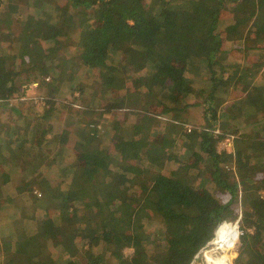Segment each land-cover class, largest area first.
Here are the masks:
<instances>
[{
	"label": "trees",
	"instance_id": "obj_1",
	"mask_svg": "<svg viewBox=\"0 0 264 264\" xmlns=\"http://www.w3.org/2000/svg\"><path fill=\"white\" fill-rule=\"evenodd\" d=\"M227 4L0 0V17L21 25L27 8L36 12L18 35L0 26V99L19 97L31 81L57 91L58 79L46 77L55 70L62 79L78 60L98 79L94 99L89 86L78 88L80 134L67 162L53 94L44 107L4 104L0 210H16L0 237L4 264H191L218 224L236 221L234 264H264V83H254L260 65L245 70L224 56L225 43H243L252 56L264 50V0L233 2L221 29ZM259 77L264 82V70ZM237 87L252 95L238 110L223 108ZM192 95L203 99L189 103ZM191 107L201 108L204 124L186 133L181 115ZM246 118L243 129L237 122ZM104 133L116 139L112 151L98 142ZM230 135L231 152L219 151ZM23 208L29 217L46 214L36 232L13 231Z\"/></svg>",
	"mask_w": 264,
	"mask_h": 264
},
{
	"label": "rangeland",
	"instance_id": "obj_2",
	"mask_svg": "<svg viewBox=\"0 0 264 264\" xmlns=\"http://www.w3.org/2000/svg\"><path fill=\"white\" fill-rule=\"evenodd\" d=\"M21 1L23 3V1L25 0H21ZM231 2L232 1H230V4H227L226 10L221 13V17H220L221 18V27H220L221 29H223L230 23L229 9L230 7H233V2L232 3ZM80 10H82V8H80ZM35 14L36 12L34 10H32L31 8H27L24 11V15L21 19L25 20L24 24H27L29 20L31 19V17H33ZM0 18L2 20H6L3 17H0ZM20 23L21 22L20 21L18 22L17 20H6L0 26H3V28H6L9 31L13 32L14 35H18L23 32L24 24L21 25ZM49 44L50 42L43 43V46L46 47ZM224 45H225L226 51H228L227 53L224 54V56L232 60H237V61L239 60L240 66L244 67L245 70H256L260 65L261 68L259 67L258 74H256L255 79H254V83L257 85L264 83L263 79L259 77V75H261L262 71L264 70V50L263 49H261V51L254 52L253 53L254 55L252 56L251 52L248 49L243 47V43L241 44L225 43ZM3 51H6V49L2 46V52ZM74 51H75L74 49H70L69 54L70 55L73 54ZM3 56H7V52L3 53ZM12 59L13 57H10V60ZM57 74H58L57 71L53 70L52 73L46 77L48 81L45 80V82L47 83L48 82L52 83L53 78H57L58 81H60V82L58 81L56 82V79L54 80L57 86V89H56L57 91L54 90L55 92L50 89L47 90L46 87L44 89L43 88L41 89L39 87V84L36 87H30L28 85L31 84L32 82L31 81L30 83L25 84L21 87L19 97L2 99V100H5V102L3 101L0 102V121L1 123H6L9 118V110L6 109L8 107L4 106V104L11 106V104L7 102V100H12V104H13L15 102H21L19 101V99L22 98L24 95L27 96L25 98H32L35 95L38 101L37 103L38 105H35V106L44 107L47 105V101L51 99L49 94H53L54 96L53 99L58 102V105L56 107L59 108V113H60L57 115V123H58V126L60 127L59 128L60 136L57 140V144L59 145L64 144V147H66V152L64 154V160L67 162L68 159H72L71 157L77 154V141L79 139V134H80V131L78 130L77 125H76L77 118L80 114V112L78 111V109L80 110V106L78 105L79 103L77 102V98H76L78 96V88L81 85L82 87L84 85L89 86L90 92L89 91H86V92L88 94L91 93L90 99H94V96H96L94 94L95 92L94 83L98 81V79L94 73L90 72L88 69L84 67L83 63L80 60L72 63V67L67 72H65L62 79L60 78L59 80V77ZM21 78L23 79L24 77L21 76ZM24 90L26 93L24 92ZM229 92H230L229 96L226 97V101H224L223 108L226 107L228 104H233L235 107H237V110H238L239 103L241 102V100L247 96L252 95L251 92H243L240 87H237L236 89H230ZM218 96H222V95H218ZM202 99L203 97L201 95H192L189 99V103L201 102ZM26 100H28L26 102H30V101H33L34 99L33 100L26 99ZM103 105L104 104L101 103L100 107H98V109L96 110L103 108ZM41 112L42 111H40V113ZM179 118L180 117H178L177 120ZM181 118L183 121L184 128L188 125L192 128L198 127L201 129L202 128L201 126H203L204 124L202 111H201V108L199 107L189 108L187 113H183L181 115ZM250 122H252L251 119L246 118L245 120H239L237 122V125H239V127H242L243 129H246L248 128V124ZM45 126L46 124H44V127ZM50 128L51 126H48L47 129H50ZM2 133H3V136L6 137L4 135L6 134V130H4ZM186 133L188 132L186 131ZM51 136L52 134H47L46 138L50 139ZM225 138L227 139V141L222 142L219 145L218 150L220 151V150L225 149L231 152L232 140L234 136L230 135V136H226ZM103 141L105 142V146L103 144ZM98 142L101 143L104 148H108V149L110 148V150L112 151V146L116 143V139L111 138L110 135H107L106 133H104L101 138H98ZM0 143H1V138H0ZM49 144L50 143H48V145L47 143H44L45 145L44 148H47L49 146V148H51L52 150L49 152V155L53 156V154L55 153V150L52 147V145L51 144L49 145ZM263 149H264V146H263ZM69 154H71L72 156L69 157ZM129 161L132 162L131 160ZM169 164L170 165H168V168L172 166L173 161H170ZM203 167L205 168L206 166H203ZM61 170H62V167H60L59 173L61 176H63L64 173ZM66 179L68 180L69 177L67 176ZM209 191L214 193L216 196L219 195L214 187H210ZM259 196L261 198H264V191H261L259 193ZM9 205L10 207H8L7 209L0 210V237H1V234H3V232H6L7 230H9L7 222L8 220H10V217H9L10 213L16 212V210L13 209L12 204H9ZM140 213L143 214L142 217L145 216V212H140ZM45 218H46V214L41 211H34L33 216L29 217V213L28 212L26 213V211L23 208V210H21V215H19L12 221L13 231L18 234L22 232H26V234L32 231L36 232V229H38V227L42 224ZM236 222L235 223L231 222L236 225L237 234H238L237 242L234 245V247H232L229 250L228 248H224L221 250V249H217L218 247L217 244L212 246L211 244L208 243L204 248H202L198 252V254L195 256L191 264H204L202 257L203 255H205V253L211 254V252L209 251L212 248L217 249L216 251H218L220 258H224L226 260L224 264L226 262H228V264H234V261L238 255L239 236L241 235V231L238 226V221ZM147 230L150 231L152 229H147ZM0 247H1V242H0ZM85 250H86V247L81 246V249L78 251V253L82 254L83 256H86V253L84 252ZM131 253H132V249L126 248L123 254L124 258L130 256ZM77 256L81 260V255H77ZM67 258L68 256L65 255L64 257L60 258V260H63V259L65 260ZM23 262L26 264L27 260H24ZM0 264H4V257L1 255V251H0Z\"/></svg>",
	"mask_w": 264,
	"mask_h": 264
},
{
	"label": "bare ground",
	"instance_id": "obj_3",
	"mask_svg": "<svg viewBox=\"0 0 264 264\" xmlns=\"http://www.w3.org/2000/svg\"><path fill=\"white\" fill-rule=\"evenodd\" d=\"M219 225L221 226L219 227L215 236L216 229ZM219 225L216 227L214 231V237L209 242V244H211L212 246L217 244V249L222 250L224 248H228L229 250L234 247L237 242V227L231 222H222ZM217 249L212 248L209 251L211 252V254L205 253V255H203L202 259L204 261V264H224L226 260L224 258H220L218 251H216ZM225 264H228V262H226Z\"/></svg>",
	"mask_w": 264,
	"mask_h": 264
},
{
	"label": "built area",
	"instance_id": "obj_4",
	"mask_svg": "<svg viewBox=\"0 0 264 264\" xmlns=\"http://www.w3.org/2000/svg\"><path fill=\"white\" fill-rule=\"evenodd\" d=\"M46 81H48L47 80V78L45 79ZM38 85V82H31V84L30 85H28V86H30V87H36ZM24 92H25V90H24ZM26 93V92H25ZM25 97H27L26 95H24L22 98H20L19 99V101H21V102H26V101H28V100H26V99H30V100H33L34 101V103H33V101H30V102H32L34 105H38L37 103H38V101H37V97L34 95V97H32V98H25ZM5 102V100H0V102ZM7 102H9L11 105H12V100H7ZM157 118H159V119H163V120H166L164 117H160V116H157ZM184 126V125H183ZM191 129H192V127H190V126H186L185 127V130L188 132V133H190V131H191ZM215 133H219L218 131H215ZM227 141V139H225V142Z\"/></svg>",
	"mask_w": 264,
	"mask_h": 264
},
{
	"label": "water",
	"instance_id": "obj_5",
	"mask_svg": "<svg viewBox=\"0 0 264 264\" xmlns=\"http://www.w3.org/2000/svg\"><path fill=\"white\" fill-rule=\"evenodd\" d=\"M229 1L235 2V1H237V0H229ZM236 223H237V222H236Z\"/></svg>",
	"mask_w": 264,
	"mask_h": 264
}]
</instances>
